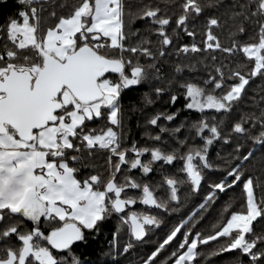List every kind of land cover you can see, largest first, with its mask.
Segmentation results:
<instances>
[{
    "label": "snow or ice",
    "instance_id": "obj_1",
    "mask_svg": "<svg viewBox=\"0 0 264 264\" xmlns=\"http://www.w3.org/2000/svg\"><path fill=\"white\" fill-rule=\"evenodd\" d=\"M18 2L26 7L0 24L5 41L0 45V264H103L105 257L111 264H120L119 257L135 244L147 245L152 230L165 223L157 215L125 209L140 202L164 213L180 212L184 205L179 186L188 183L198 193L202 182L208 185L203 201L158 239L153 250L144 252L139 264H156L172 244L177 247L165 264H201L209 256L233 252L223 264H264V195L256 194L257 189L264 191V180L248 169L256 146L264 148V0H163L175 4L178 14L143 0H76L71 5L68 0ZM57 8L68 10L58 14ZM221 8V15L206 18L201 47L189 24L206 11ZM48 19L52 23L45 27ZM136 20H146L145 31L158 37L155 51L140 29L129 32ZM229 21L232 40L224 47L213 29ZM173 23L193 37L190 45L176 49L177 55L220 50L229 55L240 52L247 62L233 66L217 62L212 55L202 83H180L182 94L171 91L173 80H167L166 87L157 86L166 79L160 61L173 44L167 31ZM137 34L140 39L128 44L129 36ZM141 58L151 62L141 63ZM175 71L183 68L176 65ZM254 78L262 83L249 96ZM144 86L149 91L139 94L142 102L130 99L126 108L125 94ZM164 95L171 106L182 95L183 108L199 112L201 118L168 128L160 121H174L181 109L157 111L146 124L159 131L144 133L154 146L140 147L136 141L123 146L131 114L143 115L148 105L156 103L154 97ZM206 110L214 114L207 115ZM96 119L106 124L89 128ZM185 127L202 143H189L188 136L180 139L177 134ZM163 133H169L178 146L168 150L160 146L167 143ZM220 142L231 151L224 157L217 153L221 162L213 163L209 149ZM105 150L107 178L93 163L96 153ZM145 153L150 154L147 160L142 159ZM176 161L184 178L175 173L163 176L166 198L156 196L159 185L150 181L128 174L118 179V174L134 169L146 177L158 162L163 166ZM82 169L89 174L80 177ZM212 169L222 174L208 180L205 172ZM234 187H241L240 209H232L229 197L211 231L197 230L209 206ZM129 190L138 191L129 195ZM114 215L119 223L111 233L109 250L96 258L78 255L74 249L87 246L89 234L98 236ZM125 228L129 240L121 245ZM210 242L216 247L201 251Z\"/></svg>",
    "mask_w": 264,
    "mask_h": 264
},
{
    "label": "trees",
    "instance_id": "obj_2",
    "mask_svg": "<svg viewBox=\"0 0 264 264\" xmlns=\"http://www.w3.org/2000/svg\"><path fill=\"white\" fill-rule=\"evenodd\" d=\"M59 2H63V0H58ZM76 0H68V4L71 5L75 3ZM143 2H150L153 4H159L161 8H167V11L169 14L179 13V8L175 6V4H172L169 2L168 4H165L163 0H143ZM26 6L22 5L18 2V0H0V24L5 23L6 18L8 17H15L16 14L23 10ZM68 9H59L57 8V13L62 14V12L67 11ZM50 11V9L48 10ZM48 11H45L43 15L45 17L48 16ZM223 13V9H210L205 12L204 15L197 18L193 23L189 24V30H194L197 32V35L195 37V42L198 45L203 44L204 39V33L206 31L207 26V20L206 18L209 15L215 14V15H221ZM52 23L51 19H48L44 22V26L46 27L47 24ZM149 25L146 23V20H136L130 24L129 32L135 33L137 29L141 30V34L144 36H147L148 39L152 41L151 47L155 51L159 47L158 43V37L155 35V33H149L145 31L146 28H148ZM173 29H175L176 33H179L178 36L175 35L173 32ZM167 31L170 35L173 36V44L171 47H168L166 51L169 53V55H166L160 63L162 64V71L164 76L166 77L165 80L161 81L157 86H167V80H173L174 86L171 89L172 92L182 94V89L180 88V83L188 80H192L195 82H201L204 79H207V71L208 69L205 67V64H211L210 56L214 55L217 57V62H231L233 66L236 64H243L246 63V58L243 56L242 53L236 52L233 55H229L227 53H222L220 50H213L211 53L201 51L200 53H180L177 55L176 49L180 47L182 44H191L193 42V37L188 36L182 28H176L175 24H171ZM214 34L218 36L219 40L221 41L222 46L228 47L231 44L232 37L230 36V33L233 31L231 22L229 21L227 24H222L219 28L213 29ZM251 35V33H249ZM237 39H245L244 37H236ZM140 39V34L137 35H130L128 38V44H135ZM4 38L0 37V45L4 43ZM151 61L145 60L144 58H141V63H149ZM176 65H180L183 68V71L180 73H177L175 71ZM262 81L258 78H254L252 81H250L249 87V93L248 95H253V90L257 88L258 85H260ZM145 91H149V88L147 86L139 87L134 90V92H129L125 94L124 98V105L127 108L130 99L139 102L141 101L140 93H143ZM156 103L154 105H148L146 107L145 112L143 115L136 113L131 114L132 118L129 121H126L125 125V143L123 146L127 147L131 145L132 141H136L137 145L140 147L143 146H154V142L149 140L144 133L145 132H152L153 135H155L159 129L155 126H150L146 124V120L153 115L157 111H175L176 109H181L178 117L172 121V122H166L161 120V124H165L168 128H175L178 126L181 122L187 120V122L190 124L193 120H197L201 118V114L195 110H187L183 108L184 104V98L181 95V98L179 101L174 105L171 106L168 103V96L164 95L160 98H155ZM247 110V109H245ZM205 114L207 115H213L214 110H206ZM219 118V117H217ZM106 124V121H101L99 119H96L92 122H89L88 127L89 128H99L102 125ZM207 134V133H205ZM180 139H184L186 136L189 137V143H196L200 144L202 141L197 137L193 139L194 132L189 133L187 127L182 128L180 133L177 134ZM163 141H167V143L161 142L162 147L165 148V150H168L170 147H176L174 143L173 138L170 137L169 133H163L162 134ZM249 147H251V144H249ZM257 151L255 153V157L252 162L248 165V169L250 174L254 176H259L262 180H264V148H261L259 145L256 146ZM183 151V149H182ZM231 151L230 146H225L220 143H214L213 146H210L209 149V156L210 161L213 163H220L219 157H224L227 152ZM217 153H219V157L217 156ZM107 151H100L96 153L95 159L93 163H95L96 171L99 173H102L105 178H107L108 175V168L106 165L107 160ZM131 155V154H130ZM150 158V154L145 153L144 156H142V159L147 160ZM181 167V163L179 161H176L173 163V165H161V163H157L154 165V171L150 174H148L146 177L138 170L134 169L130 173H127L126 171L123 173L118 174V179H122L123 175L128 174L133 176L134 178L140 180L141 182L147 180L150 181L154 186L159 185V187L156 188V196L157 197H165L167 196V189L166 186L163 184V176L166 174H173L175 173L178 178L183 179L184 174L177 172V169ZM89 173L82 169L80 173V177H83L85 175H88ZM222 173L216 169L212 170H206L205 175L207 176L208 180L215 179L217 176H220ZM78 177V178H80ZM242 187V186H241ZM241 187H234L232 191H230L226 196L222 195L220 197V200L217 201L214 205H210L208 210L203 213L204 219L201 223L200 227L197 230H202L205 233H208L211 231L212 224H214L218 219L220 214L223 210V205L226 201H228L229 197L232 198V209L233 210H239L242 203H243V196ZM208 190V185L206 182H202L201 189L198 193H193L189 184L184 183L179 186L178 194L181 197V202L184 205V207L181 208L180 212L177 213H164L162 209H157L154 207H146L140 202H137V204L130 206L128 209H125V212L128 211H137V212H148L152 215H157L161 219L165 221L164 225L160 227L158 230L153 229L148 237V243L147 245L143 244H135L134 249L131 250L127 254H123L120 259V264H139V259L143 255L144 252H149L152 249V246L155 245L156 241L160 239L170 228L179 221V219L183 218L188 211H190L192 208H194L197 204L201 203L203 201L204 195H206V192ZM138 190H129L128 194H136ZM257 197H261L264 195V191L261 189L256 190ZM173 207H177L175 203L172 205ZM119 223L118 218L114 215L112 218H110L108 221L105 222V224L102 226L101 233L97 236L95 233L89 234V244L87 246L83 244H79L74 251L77 252V254L83 253L82 258H96L99 256L100 253L107 252L109 250V241L112 239L111 233L115 231L117 224ZM255 223V222H254ZM257 231H259V227H257ZM129 240V235L126 230V228L123 230L119 243L123 245ZM177 244H172L170 248L164 250L162 254H160L159 259L157 260L156 264H165L166 258L170 256V252L172 249L176 248ZM216 244L210 242L209 246L207 248H202L201 251L207 253L210 249L215 248ZM235 252L232 254H221L218 257H212L209 256L207 260H201V264H223V262L228 261L231 259V255H234ZM103 264H111L110 258H103Z\"/></svg>",
    "mask_w": 264,
    "mask_h": 264
},
{
    "label": "water",
    "instance_id": "obj_3",
    "mask_svg": "<svg viewBox=\"0 0 264 264\" xmlns=\"http://www.w3.org/2000/svg\"><path fill=\"white\" fill-rule=\"evenodd\" d=\"M145 206V205H144ZM130 207V206H129ZM146 207H154V206H146Z\"/></svg>",
    "mask_w": 264,
    "mask_h": 264
}]
</instances>
